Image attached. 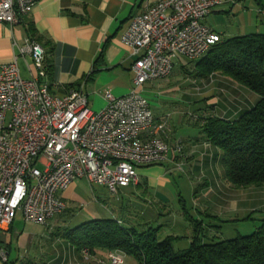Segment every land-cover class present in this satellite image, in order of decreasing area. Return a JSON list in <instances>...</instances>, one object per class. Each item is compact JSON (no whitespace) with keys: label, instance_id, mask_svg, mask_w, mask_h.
<instances>
[{"label":"built area","instance_id":"obj_1","mask_svg":"<svg viewBox=\"0 0 264 264\" xmlns=\"http://www.w3.org/2000/svg\"><path fill=\"white\" fill-rule=\"evenodd\" d=\"M221 1L157 0L134 15L122 36L135 57L131 89L124 96L106 90L99 111L83 84L58 95L38 78H22L16 61L0 66V225L11 224L21 211L25 222L45 226L66 210L62 192L75 180L116 194L137 182L138 166L182 150L180 140H169L167 118L153 115L143 85L168 77L178 58L197 59L221 40L204 24ZM39 2L0 0V23H17ZM21 52L31 54L41 70L39 44L29 42ZM0 257L6 260L4 251ZM108 259L125 262L115 251Z\"/></svg>","mask_w":264,"mask_h":264},{"label":"crops","instance_id":"obj_2","mask_svg":"<svg viewBox=\"0 0 264 264\" xmlns=\"http://www.w3.org/2000/svg\"><path fill=\"white\" fill-rule=\"evenodd\" d=\"M156 1L40 0L31 14L21 17L17 23H0V66L16 61L22 78H38L58 95L63 94L67 88L83 84L92 109L99 111L106 105V90L115 96H124L131 89L134 76L131 66L135 57L123 43L122 36L130 19ZM204 24L217 32L221 40L260 33L258 28L264 25V0H222L204 19ZM29 42L39 44L44 50L41 70L35 66L31 54L21 52ZM177 64L182 67L185 65L182 57L175 60L174 66ZM40 71L44 72V76L40 77ZM218 75L212 76L220 82ZM152 89L158 94L166 90L158 91L156 83H153ZM167 114L172 113H153L156 118L169 116ZM182 119L176 116L177 123H181ZM169 140H180L183 143L188 172H195L197 180L207 190L202 196L203 204L197 201L196 191L193 196L205 216L218 223L236 222L252 210L264 212V186L237 189L229 185L223 178L219 150L203 140L202 133L197 137L184 138L176 137L171 131ZM179 155L171 149L167 160L156 164H169L166 170L169 173L175 163L180 161ZM156 164L138 166L136 184L120 188L117 194L109 193L103 186H92L84 179L75 180L62 192L66 210L50 219L45 226L25 222L21 211H17L11 224L0 225V252L6 254V260L0 257V264H110L108 251L98 250L86 255L83 248L72 244L69 234L76 226L71 227L73 212L68 211L72 210V205L85 202L87 195L84 188H88L93 191L96 201L103 205V215L111 212L112 218L131 226L136 216L127 210L128 202L125 200L131 198L135 190L145 187L144 193L149 194L147 186L157 183L165 186L170 182L166 172L153 177L144 176L148 174L147 167ZM111 197L115 199L113 204ZM98 211H88V221L100 218ZM196 212L201 214L198 210ZM140 219L141 222L153 221L152 215L141 216ZM185 221L192 231L186 216ZM210 230L218 231L213 226ZM166 235L180 236L176 241L188 236L173 231H168ZM124 264L138 263L126 255Z\"/></svg>","mask_w":264,"mask_h":264},{"label":"trees","instance_id":"obj_3","mask_svg":"<svg viewBox=\"0 0 264 264\" xmlns=\"http://www.w3.org/2000/svg\"><path fill=\"white\" fill-rule=\"evenodd\" d=\"M194 65L202 78L219 74L257 94V101L233 119L213 114L198 120L203 140L220 152L225 181L237 189L264 186V33L222 39ZM256 214L260 219L252 233L211 242H202L201 231L212 226L185 215L193 238L188 248L178 251L173 243L181 237L159 238L160 225L146 222L139 230L112 217L77 225L69 240L91 254L98 250L120 252L138 264H264V212L252 210L235 221L250 220ZM213 227L219 233L220 227Z\"/></svg>","mask_w":264,"mask_h":264},{"label":"rangeland","instance_id":"obj_4","mask_svg":"<svg viewBox=\"0 0 264 264\" xmlns=\"http://www.w3.org/2000/svg\"><path fill=\"white\" fill-rule=\"evenodd\" d=\"M258 30V32L264 33V25L260 26ZM198 59L192 61L182 58L185 62L184 68L177 64L173 66L172 74L170 73L171 75L168 78L149 81L143 85L142 95L148 99L152 113H172L164 117L167 118L169 128L176 137H197L201 133L199 117H208L214 114L225 119H233L240 112L248 109L251 104H254L258 98L257 94L229 78L220 77L222 75H218L220 82L216 81V78L212 76L213 74L202 78L198 75L194 65ZM153 83H156L158 91L162 92L166 88L164 93L158 94L156 90L154 92L152 89ZM174 113L175 116H173ZM176 116L183 118L181 123H177ZM159 119L163 118L160 117ZM171 131H169L170 134ZM181 144L180 161L178 160L175 163L176 165L169 173L166 172L167 168L170 167L167 163L149 166L147 167L149 170L146 172L148 174L143 173L144 176L153 177L158 173L166 172V177L170 182L165 186L158 185V183L154 186H147L149 194L144 193L145 187L144 189L135 190L132 197L125 200L128 202L127 210L132 216H136L131 226L139 230L143 229V223L146 222H144L145 220L141 222V216L152 215L153 221L148 224L153 227L162 225L159 238H163L168 231H173L176 234H188L186 238L173 243L176 251L188 248L193 238L189 223L185 221V215L188 214L200 217L204 224L220 227L218 234H216V231L212 232L211 228H205L201 231L202 242L234 238L237 233H240V235L252 233L259 223L260 215L258 214L250 220L218 223L205 216L201 208L197 207L199 203L193 199L194 191L198 194L197 201L203 204L202 196L207 190H204L201 182L199 183L195 172H188L186 158L183 155V143L181 142ZM84 190L87 195L85 202L72 205V210L68 211L69 213L73 212L71 218H74V220L71 227L88 221L87 213L90 210H99V217H112L111 212L105 215L101 213L104 210L103 205L96 201L91 189L84 188ZM113 200L115 199L111 197V204H113ZM257 203L256 205H259ZM196 210L200 211L201 214H198ZM124 217H127V213L124 214ZM158 221L160 224H158ZM206 229L209 231H206Z\"/></svg>","mask_w":264,"mask_h":264}]
</instances>
